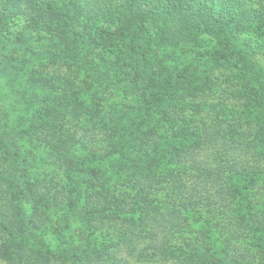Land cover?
Segmentation results:
<instances>
[{
    "label": "trees",
    "instance_id": "trees-1",
    "mask_svg": "<svg viewBox=\"0 0 264 264\" xmlns=\"http://www.w3.org/2000/svg\"><path fill=\"white\" fill-rule=\"evenodd\" d=\"M45 1L0 0L52 13L64 52L38 62L15 58L17 71L0 46V258L41 255L34 244L44 243L34 232L54 205L66 208V222H80L88 245L95 241L85 253L93 264L110 261L113 248L131 264H222L208 253L213 242L229 246L264 233V79L200 81L171 59L203 30L226 39L264 18V0ZM76 17L86 26L112 20L111 34L125 46L114 51L124 56L113 68L135 67L129 95L105 103L100 93L109 80L88 72L95 63L80 55L85 42L73 28ZM150 21L158 27L153 45L145 43ZM131 46L139 49L134 61L125 56ZM20 78L22 88L13 87ZM188 113L200 114L198 121ZM109 157L129 162L118 175L124 187L98 171L78 180L87 160ZM30 168L39 176L25 175Z\"/></svg>",
    "mask_w": 264,
    "mask_h": 264
},
{
    "label": "rangeland",
    "instance_id": "rangeland-1",
    "mask_svg": "<svg viewBox=\"0 0 264 264\" xmlns=\"http://www.w3.org/2000/svg\"><path fill=\"white\" fill-rule=\"evenodd\" d=\"M47 3L50 2L46 0L44 5H47ZM13 7H15L14 4ZM13 7L8 4L0 6L1 53L6 54L8 59L12 57L13 63L11 66L17 67V71H20L19 61H14L15 58L19 60L22 57H25V59L33 57L38 62V60L45 61L51 57L52 53L50 51H57L55 56L64 53L62 52V46H60V36H58L60 27L54 21L52 13L38 15L37 12L33 11L31 14L27 12L26 4H21L20 10ZM48 7L44 8L41 4L39 6L40 10L44 9L45 12H48L46 9ZM76 19L77 23L73 28L76 33L83 35L84 48H86L81 49L80 55L85 54L95 63L88 72L95 75L98 71H102V76L109 80L107 83L108 88L104 89V93H100L105 103L110 99L114 101L119 99V93L123 96L129 95L130 87L134 88V76H131L133 75L131 71L135 67L133 63L128 61L126 64H119L122 65L124 70L120 71L113 68L112 63L116 58L124 56L121 53H119L120 56H115L114 51L118 48L125 49V46H123V41L119 36L111 34L115 27L112 20L100 19L96 23L86 26L85 23H81L82 19L77 17ZM146 25V27H149V32L145 43L153 45L156 42L155 38L158 32L157 24L150 21L146 22ZM130 48V50L128 47L126 48L128 52L125 56L134 61L139 55L137 53L139 49L132 46ZM6 56L4 57L6 58ZM171 59L178 60L186 66L187 71L184 73L187 78L190 77L200 81L215 77H219L220 81H226L229 78L236 81L242 77L248 78L250 76L264 79V18H255L244 22L233 33L229 32L226 39L215 35L210 30H203L195 43L190 45L179 44L171 54ZM104 60L106 66L103 65ZM39 68L35 66V70ZM15 77L19 78L18 75ZM22 82L23 80L20 78L18 83L12 82V86L20 89L22 88ZM123 82H129L131 86L128 85L127 89L125 86V90H122L120 86L123 85ZM118 89L121 90L117 93ZM188 115L193 121H198L200 117V114L196 113H188ZM124 161L125 164L123 160H120V162L114 161L113 157L99 161L87 160L86 166L79 170L78 180L81 183L88 182L90 181L89 176L92 178L95 171L96 173L98 171L101 180H108L110 183L116 182L124 187L125 184L123 185L118 180V177L123 175V171L126 169L125 166L122 168L121 164L130 168L129 162ZM24 174L39 176L34 168H30ZM75 195L78 197L76 191ZM30 205L27 204V207ZM72 205L68 208L67 215H71L75 211V205ZM52 209H54V212L50 214L49 219L45 218L44 215L39 216L41 225L44 228L34 232L37 238L44 243L43 245L34 244L41 255L35 258H21V260L16 258L13 261L0 258V264H93L92 262L89 263L85 253L96 247L94 239L92 245L87 244L86 238L80 232V222L74 219L75 217L71 216L67 222L63 220L66 208H62V205H54ZM214 238L215 236H213ZM81 245L85 246L82 248ZM208 253L213 254L214 257L222 258V264H264V233L232 242L229 246H224L223 241H221V244L219 241L213 242V246L209 247ZM111 254L112 259L105 261L104 264H131V259L125 252L113 248ZM158 264H175V262Z\"/></svg>",
    "mask_w": 264,
    "mask_h": 264
}]
</instances>
